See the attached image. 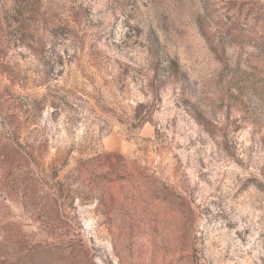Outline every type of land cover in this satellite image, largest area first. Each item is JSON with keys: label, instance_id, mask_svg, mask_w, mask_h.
Masks as SVG:
<instances>
[{"label": "rangeland", "instance_id": "1", "mask_svg": "<svg viewBox=\"0 0 264 264\" xmlns=\"http://www.w3.org/2000/svg\"><path fill=\"white\" fill-rule=\"evenodd\" d=\"M262 34L264 0H0V264H264Z\"/></svg>", "mask_w": 264, "mask_h": 264}, {"label": "trees", "instance_id": "2", "mask_svg": "<svg viewBox=\"0 0 264 264\" xmlns=\"http://www.w3.org/2000/svg\"><path fill=\"white\" fill-rule=\"evenodd\" d=\"M201 29H202V33L205 36V38L207 39V41L209 43H211V49L215 53L218 61H220L223 64L224 70L228 69L229 66L223 57V53H221L218 50V48H215V46L212 44L213 42L211 41V38L208 34V31L205 28H201ZM52 32L54 35L57 34V30H52ZM229 33H231L233 35H238L239 37H241L243 39H245L247 37L246 30L243 28L242 29L240 28L238 30H237V28H232V29H230ZM253 40H254L255 45L258 48L259 54L264 57V34L256 37ZM151 55L153 57V64L156 67L158 77H160V75H166V73H169V74H171V76H173L175 74V72H177L179 70L178 62L175 60H172V59H168V60L165 59L162 56V52H161L160 47H158V46L152 47L151 48ZM239 71H242V70H240V68L238 67V69H235V74L237 75ZM256 94H258V93H256ZM206 124L208 126V122H206ZM262 141L264 143V139Z\"/></svg>", "mask_w": 264, "mask_h": 264}]
</instances>
